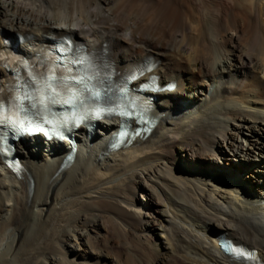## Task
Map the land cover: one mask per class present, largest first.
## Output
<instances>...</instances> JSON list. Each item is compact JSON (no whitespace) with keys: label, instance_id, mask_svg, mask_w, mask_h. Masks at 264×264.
<instances>
[{"label":"bare ground","instance_id":"bare-ground-1","mask_svg":"<svg viewBox=\"0 0 264 264\" xmlns=\"http://www.w3.org/2000/svg\"><path fill=\"white\" fill-rule=\"evenodd\" d=\"M53 3L0 0V88L18 35L29 55L68 35L121 76L152 56L177 88L156 95L155 130L128 149L109 150L119 120L106 119L78 130L66 168L70 143L41 137L16 144L23 178L0 158V264H243L222 234L264 264V0ZM109 227L138 257L104 250Z\"/></svg>","mask_w":264,"mask_h":264},{"label":"rangeland","instance_id":"rangeland-1","mask_svg":"<svg viewBox=\"0 0 264 264\" xmlns=\"http://www.w3.org/2000/svg\"><path fill=\"white\" fill-rule=\"evenodd\" d=\"M53 4V8L54 11L58 9H62L64 11L70 12L72 11V9L79 5L78 1L80 0H50ZM58 1V2H57ZM76 1V2H75ZM74 2V3H73ZM69 3V4H68ZM47 4V3H46ZM61 5V6H60ZM59 6V7H57ZM72 8V9H71ZM21 153V152H20ZM22 154V153H21ZM256 174L257 177H259L261 175L260 171L256 170ZM141 194H140V202L143 200H141ZM145 205H149V201L146 200L145 201ZM109 233H107L106 238H104L102 240V244H103V248L104 250H106V252L110 255H127V254H131L134 255L135 257H138V253H136V245H134V239L133 237H126L122 235V233H120L119 235H116L113 231L112 228L109 227ZM22 231V229H21ZM108 232V231H107ZM118 236V237H117ZM130 239V241L128 240ZM132 239V240H131ZM115 240V241H114ZM128 241V242H127ZM80 242L79 239L73 238L72 239V244L74 245V253H75V249L77 250L79 247H81V245H78L77 243ZM117 242V243H116ZM108 244V245H107ZM115 248V249H114ZM133 248V249H132ZM135 250V251H134ZM77 252V251H76ZM121 253V254H120ZM137 254V256H136Z\"/></svg>","mask_w":264,"mask_h":264},{"label":"snow or ice","instance_id":"snow-or-ice-1","mask_svg":"<svg viewBox=\"0 0 264 264\" xmlns=\"http://www.w3.org/2000/svg\"><path fill=\"white\" fill-rule=\"evenodd\" d=\"M49 79L51 80L52 78L49 77ZM91 81V77H82L80 82H79V90L78 92H70L69 93V98L64 100L63 103H66V104H72V103H76L77 101L79 102H83L84 99H86V97L83 96V93L85 92H88L89 90V83ZM64 83V87H65V90H68L72 87V85L68 84L67 81L63 82ZM49 87L51 88V84H49ZM53 94H55V90L53 89ZM51 100L52 103H55L56 101L54 99H52L51 97H44L43 95H41L40 99L38 100V103L43 106V110H46L47 109V104H46V100ZM33 107H36V105L34 104ZM36 115H40V112H37ZM4 121L0 120V123H3ZM13 127H18V130L19 131H22V132H33V131H36V130H39V131H44L43 128H33L31 126V121H29V126L28 127H25L24 126V121L21 120L19 122V124L17 125V121L16 120H9L8 121ZM44 123H48V124H51L52 122L50 120H44L43 121ZM49 132H55L57 135L60 134L59 132V126H55V127H52L51 129H49Z\"/></svg>","mask_w":264,"mask_h":264}]
</instances>
